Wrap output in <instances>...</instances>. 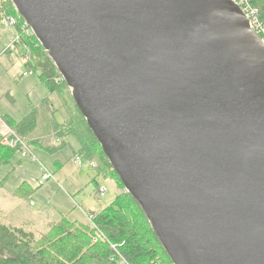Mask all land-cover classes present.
I'll return each instance as SVG.
<instances>
[{"label": "water", "instance_id": "water-1", "mask_svg": "<svg viewBox=\"0 0 264 264\" xmlns=\"http://www.w3.org/2000/svg\"><path fill=\"white\" fill-rule=\"evenodd\" d=\"M172 264H264V43L232 0H8Z\"/></svg>", "mask_w": 264, "mask_h": 264}, {"label": "trees", "instance_id": "trees-1", "mask_svg": "<svg viewBox=\"0 0 264 264\" xmlns=\"http://www.w3.org/2000/svg\"><path fill=\"white\" fill-rule=\"evenodd\" d=\"M258 8L260 19L264 23V0H250ZM5 16L16 19V34L18 42H13L11 47L4 48V53L10 50H19L23 56L26 46L32 57V64H25L28 71L40 72L39 80L49 94L58 93L59 89L70 92L61 76L57 72L47 53L40 46L36 38L24 35L21 31L23 20L16 13L8 0L0 3V26ZM262 39L260 36L258 37ZM21 48V49H20ZM71 98V96H70ZM47 98L42 102H46ZM72 100V98H71ZM73 102V100H72ZM75 106V105H74ZM86 135L72 133L71 136L79 143V152L86 161L96 164L95 178L114 180L120 194L105 208L92 215L91 223L84 225L78 221H68L66 216L60 215L56 222L49 225L46 233L36 236L33 232L22 227L8 226L0 221V264H120V257L127 264H172L163 252V249L153 235L146 219L130 196L124 192L123 186L111 169L99 144L88 129L84 119L75 107ZM36 109L23 117L19 122L3 116L0 117L30 148L33 145L44 147L48 152L59 150V146L52 148L46 142L33 141L36 127ZM60 130L58 129V132ZM83 132V131H82ZM62 133L61 131L59 132ZM16 149L0 145V167L9 166ZM8 174L0 184H4ZM41 186L35 185L32 189L24 182L14 191V196L29 199L33 191ZM91 225L105 237L104 241L91 244L94 238ZM114 246L118 255L112 249Z\"/></svg>", "mask_w": 264, "mask_h": 264}, {"label": "rangeland", "instance_id": "rangeland-1", "mask_svg": "<svg viewBox=\"0 0 264 264\" xmlns=\"http://www.w3.org/2000/svg\"><path fill=\"white\" fill-rule=\"evenodd\" d=\"M3 35V40H0V117L5 116L14 122H19L35 108L36 127L31 140L47 141L46 144L49 147H51L50 143H53L60 145L61 149L51 153L38 145H33L30 149L36 160H33L31 155L22 158L18 153H15L10 165L0 170V180L8 174L5 182L6 187L4 186L5 191L0 189V221L8 226L19 225L30 230L34 228L38 233H44L52 222L59 219L55 211H61L68 221H78L89 225L91 220L88 219L90 212L87 209V204H94L97 209L108 206L115 197L109 181L115 186L116 183L114 180L101 177L98 188H105L106 192L102 197L97 198L95 192L92 193L93 188H96L95 191L98 189L96 184L91 183L96 176V170L93 168H88L91 171H84L82 180L79 175L78 180L82 183L81 193L74 194L68 186L60 181L56 175L58 169L55 163L57 161L62 162L66 175L71 176L76 171V168L72 166V155L78 151L79 143L71 134L67 135V133H70L69 130L72 133L86 135L82 120L75 110L70 92L67 93L66 90L59 89L58 93L49 94L39 80V71L33 72L31 75H23V73H27V70L22 57L12 53L8 56L3 52L4 46L9 45L8 35L10 33L4 32ZM46 98L48 100L42 102ZM52 108L53 112H51ZM64 124L68 126L65 128V130L68 129L67 132L63 128H54ZM58 129L62 130L61 134L60 131L56 133ZM67 161L68 163H66ZM83 161H85L84 158ZM42 170L50 172L53 175L52 180L45 182L38 190H34L29 199L16 198L13 195L14 190L19 187V183L24 182L28 187L34 189L35 181L40 179ZM118 193L121 192L118 191ZM83 198H85L84 202ZM31 221H34V224Z\"/></svg>", "mask_w": 264, "mask_h": 264}, {"label": "built area", "instance_id": "built-area-1", "mask_svg": "<svg viewBox=\"0 0 264 264\" xmlns=\"http://www.w3.org/2000/svg\"><path fill=\"white\" fill-rule=\"evenodd\" d=\"M245 14L250 29L253 31V33L257 37H261V41L264 43V23L260 19L259 15V10L256 8L250 0H232ZM1 3V0H0ZM1 27L4 29H8L11 31H14L15 38L13 42H18L19 37L15 33L16 32V19L13 16H5L3 21L1 22ZM21 31H23L24 35L26 36H34L33 32L31 31L30 27L23 21V25H21ZM12 42V43H13ZM12 43L7 47H11ZM24 47V53L22 56V61L25 64H32L33 62V57L29 51V49L26 46ZM33 71H28L27 73H23L24 76L31 75ZM61 80L62 77H61ZM0 145L3 147H7L10 149H16L17 153L22 157L26 158L31 155L33 160H36L35 157H33L32 150L30 147L19 138V136L0 118ZM74 162L78 165L81 164H86L88 168H96V164L94 162H89V161H83V157L81 155L77 156L74 159ZM52 174L47 171L42 170V174L39 180L35 181L37 186H41L45 184V182L52 180ZM106 192L105 188H98L95 191L96 197L100 198L102 197ZM92 215L90 214L88 219L91 220ZM93 228H95V235L92 240L93 244L99 242V241H104L105 237L96 229L94 225H92ZM113 251L115 252L116 255L120 257L118 254L117 250H115L114 246H112ZM120 264H127L124 259L120 257Z\"/></svg>", "mask_w": 264, "mask_h": 264}, {"label": "crops", "instance_id": "crops-1", "mask_svg": "<svg viewBox=\"0 0 264 264\" xmlns=\"http://www.w3.org/2000/svg\"><path fill=\"white\" fill-rule=\"evenodd\" d=\"M4 32H9L10 33V35H8V42H9V45L14 41V38H15V34H14V32L13 31H11V30H8V29H4V28H2L1 26H0V40L2 41L3 40V34H4ZM8 44V43H7ZM6 44V45H7ZM9 45H7L6 47L4 46V48H7ZM3 48V49H4ZM21 49V48H20ZM11 52H12V54H16V56H19L20 57V53H19V50H17V49H12V50H10ZM8 56H10V54L11 53H6ZM11 54V55H12ZM22 59V58H21ZM35 109V108H34ZM53 108H52V111L51 112H53ZM66 122V121H65ZM65 126V127H64ZM55 129H57V128H63L64 129V131H66L67 132V130H65V128H68V126L66 125V124H64V125H61V127L60 126H58L57 125V127H54ZM61 132H62V130H61ZM56 133H58V130H56ZM67 135H68V133H67ZM50 145L52 146V148H55V147H58V145H54L53 143H50ZM41 148H43L44 149V147H43V145L42 146H40ZM61 148H59V150H60ZM58 151V150H57ZM55 152V151H54ZM78 152H79V147H78V151H76V153L74 154V155H72V159H73V164H72V166H74L75 168H76V171H75V173L73 174V175H71V176H68V175H66V173H65V169L63 168V164H62V162H56L55 163V166L57 167V171H56V175L58 176V178L60 179V181L61 182H63L66 186H68L70 189H71V191H73V193L74 194H78V193H81L82 192V183L81 182H79V175H80V180H82V178H83V175H84V171L85 170H90V169H88V167L86 166V164H81V165H78V164H76L75 162H74V158H76L77 156H79V154H78ZM66 163H68V161L66 162ZM66 166V165H65ZM64 166V167H65ZM67 167V166H66ZM3 167L1 166L0 167V170L2 169ZM64 169V171H62ZM91 171V170H90ZM93 171V170H92ZM101 178H95V180L93 179V181H91V183L92 184H96L95 186H97V188L98 187H100L99 186V180H100ZM2 180V179H1ZM0 180V181H1ZM84 182H85V180H84ZM110 182V185H111V187H112V190H113V193H114V196L115 197H117L120 193H118V191H120L114 184H112V182L111 181H109ZM5 184L6 183H4L3 185L2 184H0V189H2L3 191H5L4 190V186H5ZM20 184L21 183H19L18 184V186H20ZM17 186V187H18ZM86 186V185H85ZM6 187V186H5ZM17 189V188H16ZM15 189V190H16ZM96 189V188H95ZM95 189L93 188V190H92V193H94L95 192ZM14 190V191H15ZM2 191V192H3ZM114 197V198H115ZM93 198H94V194H93ZM84 199L85 198H83V202H84ZM87 206H88V211L90 212V213H97V212H99L100 210H102L103 208H105V207H103V208H100V209H97V207L94 205V204H87ZM80 212L83 214V212H82V210H80ZM55 213H56V215H57V217H60V215H62L61 214V211H58V212H56L55 211ZM58 213V214H57ZM84 215V214H83ZM85 216V215H84ZM32 222V224H34V221H31ZM53 223V222H52ZM13 227H21V226H19V225H17V226H13ZM23 228V227H22ZM25 230H28V231H30V232H33L36 236H39V235H42V234H44V233H46V232H44V233H38L37 231H35L34 230V228L33 229H26V228H24ZM48 230V229H47Z\"/></svg>", "mask_w": 264, "mask_h": 264}]
</instances>
